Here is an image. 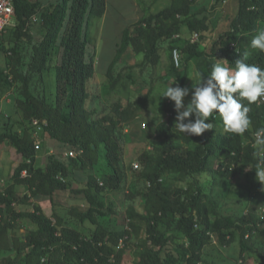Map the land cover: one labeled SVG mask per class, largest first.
<instances>
[{"label": "trees", "instance_id": "1", "mask_svg": "<svg viewBox=\"0 0 264 264\" xmlns=\"http://www.w3.org/2000/svg\"><path fill=\"white\" fill-rule=\"evenodd\" d=\"M194 1L173 0L171 6L156 13H147L131 27L123 29L105 73L112 89H126L120 82L121 74L115 75L114 69L129 47L136 54H143V62L156 65L160 58V43L178 34L183 24L191 32L206 28L204 18L190 12ZM221 1L216 0V3ZM106 6V0H14L15 25L8 28L10 34L5 40L13 43L7 49L13 54L10 73L19 84L20 97L15 101L22 120L18 130L7 126L0 131V144L8 142L21 155L22 161L13 176L15 184L26 186L28 193L16 200L14 184L0 191V252H14V256L0 257V264H117L123 256V250L117 248L119 235L98 220L99 216L114 213V209L106 206L98 194L103 195L108 188H119L121 147L117 135L123 125L137 116L147 99L142 96L131 102L125 96V104L121 100L116 101L111 113L97 119L92 118L94 111L85 105L89 97L87 84L94 77L96 58V46L90 38L89 27L93 18L103 17ZM33 16L39 17L40 36L34 42L33 56L23 72L20 70L23 60L18 46L22 39L32 40L27 24ZM259 24L264 27V0H238L237 12L231 18L228 30L217 37L208 53L201 50L198 43L187 42L182 48L183 65L177 68L171 53L178 47L170 46L171 62L161 75L162 80L172 82L175 79L173 86L184 87L186 65L193 59H197V70L207 74H210L212 62L217 58L227 59L228 66L234 68L236 59L243 58L245 53H248V63L264 68V52H248L243 44L246 40L243 36L257 31ZM44 71H54L55 97L52 100L44 95H35L30 89L32 78ZM126 76L130 77V74ZM11 82L0 69V83L10 87ZM163 99L164 111L174 116V101L167 97ZM243 103L247 104V101ZM249 107L252 123L242 135L226 132L218 113L206 122L222 127L223 131L219 132L211 129L199 136H188L179 132L176 124L170 121L155 126L154 148L139 158L141 178L151 186L144 194L145 213L127 212L133 229L137 227L136 221L143 222L146 227V238L138 247L137 264H199L202 248L211 243V234L215 233L218 241L225 245L233 241L231 229L234 227L241 230L242 252L255 251L249 237L253 233L264 236V230L255 226V230L243 229L242 224L249 221L246 216H220L211 221L209 213L212 208L202 200L204 193L197 179V176L213 170V160L218 162L214 172L227 177L242 173L246 190L258 192L264 198L263 182L255 172L260 165L254 156L253 145V134L264 128L263 106L256 102ZM32 118L47 121L36 140L31 136ZM45 135L66 151L74 150L79 154L76 157L51 154L45 167L35 165L39 150H35L34 144L36 141L42 147ZM194 141H197L194 146H188ZM102 148L105 149V163L100 166L102 171L98 175L103 183L98 184V175L93 170L99 164ZM239 162L248 168L241 169L237 166ZM24 169L28 170L27 177H21ZM74 171L87 174L86 187L71 191L83 194L88 207L72 208L69 213L78 223L64 226L58 214L52 212L47 216L39 205H33L31 201L32 198L36 201L45 197L52 199L56 191L70 188L69 180ZM170 174L182 176L186 181L185 188H180L178 193L173 194L159 182L160 178ZM16 204H31L34 208L18 210ZM25 218L35 228L24 240L10 238L9 231L15 228V222ZM85 222L94 225L90 234L77 227V224ZM260 222L263 224L264 219ZM159 224H164L165 229L161 230ZM169 243L177 245L179 250L168 248ZM260 255L261 264H264V253Z\"/></svg>", "mask_w": 264, "mask_h": 264}, {"label": "rangeland", "instance_id": "2", "mask_svg": "<svg viewBox=\"0 0 264 264\" xmlns=\"http://www.w3.org/2000/svg\"><path fill=\"white\" fill-rule=\"evenodd\" d=\"M106 2V12L103 17L93 18L89 27L90 38L96 46V58L94 77L87 84L89 97L85 105L89 110L94 111L92 118L97 119L111 113L112 106L116 101L121 100L125 104L127 101L125 96H128L131 102H135L142 96H146L147 100L146 104L137 112V116L119 130L117 138L121 147L120 185L117 189H106L103 195L98 194L106 206H111L114 209V213L99 216L98 220L120 237L117 248L123 250V256L117 264H137L138 247L146 238V227L143 222L136 221L137 227L133 229L130 226L127 212L132 210L138 214L145 213L146 198L144 194L150 190L151 186L147 180L141 178L139 158L144 152L153 150L155 126L169 121L176 124V114L171 116L164 111V99L162 97L163 90L171 84V81L164 82L161 78L171 62L170 46H177L180 51V67L183 65L182 48L187 42L198 43L199 48L208 53L217 37L228 30L230 20L237 12L238 0H223L220 4L216 3V0H195L190 5V12L198 18H204L206 28L200 32H191L188 26L183 24L178 34L160 43V58L156 65L143 62V54H136L132 47H129L114 69L115 75L121 74L120 82L125 84V90L122 88L112 89L105 74L121 40L123 29L131 27L147 13H156L171 6L173 0H106ZM27 26L29 34L33 38L32 40L22 39L18 46L23 60L20 70L23 72L26 71L27 63L33 56L34 42L40 36L39 17L33 16ZM260 27L263 26L259 24L258 29ZM255 33L256 31L243 36L246 37L243 44L248 52L258 50L250 47ZM9 34L10 29L0 35V69H3L9 80L12 81L10 87L0 83V131L7 126H13L15 130H18L22 120L21 112L15 101L16 98L20 97L19 84L12 79L10 73V62L13 60V54L7 49L12 47L13 43L5 40ZM193 38H195L194 41H192ZM234 47L237 48V44H234ZM196 65L197 59H193L186 65L187 73L184 87L190 89L189 96L185 97L186 103L191 99L193 86L198 83L195 78V73L198 71ZM130 66L133 68H129ZM53 72L44 71L32 78L30 89L35 95H44L49 100L54 99L55 79ZM202 73L205 77L208 75L206 71ZM127 74H130V77H127ZM190 118L194 119V116ZM213 130L219 132L223 131V128L216 125ZM253 137L255 141V133ZM196 143L197 141H194L188 146L192 147ZM42 144L41 149L36 153L35 165L45 167L51 154L59 157L65 156L66 149L58 142L48 139L46 135ZM104 152L105 149L102 148L99 164L93 170L96 175L102 171L99 168L100 166L103 167L105 163ZM21 161V155L8 142L0 144V191L14 184L16 200L28 193L26 186L15 184L13 176L15 168ZM237 166L243 170L248 168L240 162L237 163ZM211 167L213 170L216 169L218 162L212 160ZM213 170L197 176L204 193L202 200L206 201L212 208L209 219L213 221L220 216L236 218L246 216L249 221L242 224L243 229L253 228L255 230L254 228L258 227L264 230V223L260 222V219H264V198L261 194L246 190V181L242 173L238 172L227 177ZM69 181L70 188L56 191L52 199L45 197L35 201L32 198L31 201L33 205H39L47 216H51L52 212L58 214L62 218L64 226L78 223L69 213L72 208L86 209L88 207L83 194H74L71 191L86 187L87 174L74 171ZM96 181L98 184L103 183L99 175ZM159 182L164 187L169 188L173 194L178 193L180 188L186 186L185 179L176 174L164 176L159 179ZM262 190L264 191V182ZM33 205L16 204V208L18 210H33ZM77 227L85 234H90L94 225L85 222L77 224ZM34 228L35 226L29 219H19L15 222V228L9 231V236L24 240L29 231ZM159 228L164 230L165 225L159 224ZM231 232L233 241L225 245L218 241L215 233L211 234V243L202 248L199 264H261L260 254L264 253V236L253 233L249 237V242L252 243L255 251L248 253L242 252L240 247L241 230L234 227ZM168 248L174 251L179 250V247L173 243H169ZM7 255L14 256V252H0V257Z\"/></svg>", "mask_w": 264, "mask_h": 264}, {"label": "clouds", "instance_id": "3", "mask_svg": "<svg viewBox=\"0 0 264 264\" xmlns=\"http://www.w3.org/2000/svg\"><path fill=\"white\" fill-rule=\"evenodd\" d=\"M250 47L264 52V27L257 29ZM247 60L248 53H245L243 58L236 59L232 68L226 63L227 59L217 58L206 77L197 71L195 78L198 83L193 86L187 103L185 97L189 96L190 89L178 84L173 86L175 79L163 90L162 97L174 101L179 132L199 136L213 129V123L206 121L214 118V113L219 114L228 133L242 135L249 130L252 123L249 105L264 99V68ZM245 100L247 104L243 103ZM254 156L260 165L255 170L256 176L264 182V128L256 133Z\"/></svg>", "mask_w": 264, "mask_h": 264}, {"label": "built area", "instance_id": "4", "mask_svg": "<svg viewBox=\"0 0 264 264\" xmlns=\"http://www.w3.org/2000/svg\"><path fill=\"white\" fill-rule=\"evenodd\" d=\"M14 25H15L14 0H0V33L5 32L9 27H12ZM194 40L195 38H193L192 41ZM172 60L174 65L177 68H179L181 64V54L179 49L176 47L172 50ZM257 103L258 105L263 106V115H264V99L258 100ZM30 126L32 128L31 136L34 140H36L39 133L43 131L44 127L47 126V121L45 119L41 120L38 118H32L30 120ZM34 148L36 151H38L41 148V146L38 142L35 141ZM78 154L79 152H76L74 150H67L64 153L66 157H76ZM29 162L30 160H27V163ZM28 175L29 173L27 169L21 171V177H27ZM52 223H55V221L52 220ZM42 261H44V259H42Z\"/></svg>", "mask_w": 264, "mask_h": 264}, {"label": "crops", "instance_id": "5", "mask_svg": "<svg viewBox=\"0 0 264 264\" xmlns=\"http://www.w3.org/2000/svg\"><path fill=\"white\" fill-rule=\"evenodd\" d=\"M106 12V11H105ZM103 19V18H102ZM36 201V200H35Z\"/></svg>", "mask_w": 264, "mask_h": 264}]
</instances>
